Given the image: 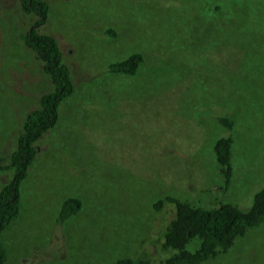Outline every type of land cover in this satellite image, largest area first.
<instances>
[{
	"label": "rangeland",
	"instance_id": "1",
	"mask_svg": "<svg viewBox=\"0 0 264 264\" xmlns=\"http://www.w3.org/2000/svg\"><path fill=\"white\" fill-rule=\"evenodd\" d=\"M44 1L50 10L38 31L58 41L75 90L36 142L19 215L1 234L6 264H115L138 250L160 264L171 254L151 239L161 229L153 208L160 198L250 209L264 189V0ZM37 20L22 0H0L5 164L29 113L55 90L26 46ZM134 52L144 57L136 75L109 72ZM228 136L232 178L224 191L214 144ZM14 176L0 171V189ZM69 197L82 207L62 223ZM204 264H264V223Z\"/></svg>",
	"mask_w": 264,
	"mask_h": 264
},
{
	"label": "trees",
	"instance_id": "2",
	"mask_svg": "<svg viewBox=\"0 0 264 264\" xmlns=\"http://www.w3.org/2000/svg\"><path fill=\"white\" fill-rule=\"evenodd\" d=\"M248 1L254 4L258 0ZM22 7L26 13L36 14L38 18L36 25L26 36V46L44 62V71L51 77L55 90L44 94L40 109L31 111L27 116L17 149L9 157V162L5 164L7 159L0 157V171L12 169L15 172L13 180L0 189V264H6L8 259L1 234L19 215L20 186L38 154L36 142L49 129L56 126L60 103L70 97L75 90L71 71L62 61L58 41L54 36L38 31L48 19L49 4L44 0H22ZM220 8V5L216 7L217 10ZM250 10L254 14L251 8ZM106 33L116 36L113 29H108ZM143 62V54L134 52L122 61L111 63L109 72L134 76ZM219 121L225 128L233 129V121L229 118L222 117ZM233 143L234 139L228 136L219 137L214 144L216 161L226 183L224 191L229 187L232 178ZM81 207L80 199L76 197L66 199L60 211L59 222L63 223L77 214ZM153 208L160 213L158 224L161 229L159 235L151 237L152 244L160 241L165 251H171L170 256L160 264H204L216 260L218 256H224L235 246L238 239L244 238L249 231L264 223V189L255 195L248 210H242L232 203L202 207L170 195L157 200ZM167 209L169 210L164 212ZM165 213H170L169 218L171 215L172 218L167 220ZM193 241H197L198 244H194V250H188V244ZM145 244L146 240H143L140 248ZM149 255L148 250H144L143 253L138 250L135 256L118 258L115 264H154Z\"/></svg>",
	"mask_w": 264,
	"mask_h": 264
}]
</instances>
